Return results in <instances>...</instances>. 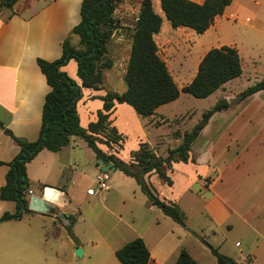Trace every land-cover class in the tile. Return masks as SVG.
Here are the masks:
<instances>
[{"label": "crops", "instance_id": "crops-1", "mask_svg": "<svg viewBox=\"0 0 264 264\" xmlns=\"http://www.w3.org/2000/svg\"><path fill=\"white\" fill-rule=\"evenodd\" d=\"M152 1L155 11L163 17L161 31L155 37L158 44V36L164 34L172 25L168 23L170 21L165 20L166 15L162 9L161 0ZM193 1L202 3L204 0ZM82 2L83 0H19L12 9L0 8V122L18 137L35 141L40 135L46 95L52 88L46 74L38 64V59L43 58L49 61L59 59L63 54L64 40L69 35L74 45L79 44L80 37L77 34H71V32L82 19ZM248 5L250 8L253 5L258 11H251L253 18L248 17L251 20L248 22L246 18V21L255 31L263 32L264 0H248V2L233 0L226 11L233 8L231 14L237 15L241 8L246 10ZM224 15L225 12L219 17ZM129 57L130 51L127 56L128 60ZM116 68L117 61L115 59L114 66L104 74L102 88L93 89L82 86V79L78 75V62L75 59H71L68 64L61 67V70L65 71L82 88V96L77 102L82 127L87 128L91 122L98 120V112L104 108L102 97L110 90L118 91L114 88V81H109L111 71ZM117 72L120 70L118 69ZM124 81L123 78L122 83H117V85L122 86ZM231 82L232 80L227 82L220 90L226 88L227 91H230L229 84ZM237 98L238 96L233 98L235 102L229 101L231 105L228 109L216 112L201 133L211 126L216 115L223 116V122L217 131L221 136L225 134L226 137H230V142L240 149L241 153L238 152V155L246 168L245 176L249 175L248 185L243 188L231 186V176L236 175V171L231 165L215 163L214 157L209 159L206 165L207 169L202 171L198 168L200 162L197 153L195 154L196 162L192 160L187 163L175 162L173 167L168 169V173L170 175L176 168L191 166L193 169L191 171L194 172L193 178L197 177L205 190L201 196L205 203L204 209L211 221L210 227L214 228V226L229 223L233 213H236L238 218L244 220L262 235L260 223L250 215V209L256 204L260 193L264 194V90H260L240 102L236 101ZM162 106L157 109L154 115L142 117L128 103L116 102L110 119L118 131L126 136V141L134 139L137 146L125 151L124 146L127 144L125 141L123 148H113L114 152L110 151L112 148L105 143H99V147L107 154L114 153L124 161H130L131 151L137 149L141 143L148 142L152 145L148 138V131L152 128L155 129L156 126L165 125L164 120L174 117L161 112ZM159 120H162L161 124L156 125L155 123ZM165 135L167 134H158L155 138L156 143L152 146L161 142ZM178 139L181 140V138ZM214 148L215 144L214 147L212 146V149ZM90 150L93 149L85 139L73 136L70 143L61 150L53 152L43 149L28 163V177L33 190L30 197L33 195L42 196L47 186L58 188V197L53 196L49 199L56 211L55 213L35 210L26 212L24 214L31 216L27 223L24 222V215L21 219L0 221V264H13L12 257L26 252L29 246V227L33 226V222L37 224V220L52 218L54 227H57L55 220L59 219L61 222L63 219L64 222V218L59 216L61 212H64L69 218L70 225L76 223L77 219L70 210V205L77 195L94 188L92 184L96 182L97 175L103 170L98 163L96 153L94 150ZM122 150L126 152V156L121 154ZM19 151L18 143L0 126V189L6 183L8 163L15 158ZM156 175L158 174L151 173L148 179L152 182ZM174 185V180L172 185L167 184L169 189L164 192L162 198L178 203L176 198H172ZM137 186L139 185L137 184ZM77 209L79 208L74 210ZM242 209L245 211L243 212ZM16 211L15 201L0 198V217L5 212L15 213ZM78 212L81 213V211ZM237 243L239 244V242ZM182 245L180 243L158 253L150 250L149 264H174L180 250L186 248ZM81 247L84 251L83 256H85L86 248L82 245ZM109 248L114 254L118 249ZM186 249L200 264L199 255H195L188 248ZM243 262L246 263V260ZM17 263L20 264V262Z\"/></svg>", "mask_w": 264, "mask_h": 264}, {"label": "rangeland", "instance_id": "rangeland-1", "mask_svg": "<svg viewBox=\"0 0 264 264\" xmlns=\"http://www.w3.org/2000/svg\"><path fill=\"white\" fill-rule=\"evenodd\" d=\"M140 5L141 0H123L116 8L120 28L113 34L111 55L117 61V68L111 71L109 81H114V88L118 91L126 89L125 81L122 86L117 83H122L127 68L131 41L129 36L138 17ZM248 8H241L237 15L231 14L233 8L225 10V15L216 18L213 26L203 34L187 27H170L158 36L159 52L180 88L193 79L202 57L212 47L224 44L236 46L243 65L242 75L229 84L230 91L220 88L206 98L181 92L177 100L162 106L161 112L174 117L172 120H164L165 125L148 131L152 145L156 143L158 134H167L161 142L151 145L159 155L167 156L168 150L181 142L175 135L176 131L183 133L191 129L201 119L203 112L219 99H232L235 102V97L245 88L264 78V31H255L246 21L248 17L253 18L251 11H258L253 5L251 8L248 5ZM165 20H168L167 17ZM118 69L120 72H117ZM222 118V115H216L211 126L195 141L193 157L195 158L196 153L199 155L198 168L202 171L207 169V162L213 157L215 163L231 165L236 175L231 176L230 185L243 188L249 183V175L245 176L246 168L238 155L240 149L230 142V137L225 134L221 136L217 131L223 122ZM161 122L159 120L155 124L159 125ZM126 143L125 151L137 146L134 139H129ZM214 144L215 148L212 149ZM110 151L114 152L113 149ZM125 151H121L124 156ZM191 170V166L176 168L170 174L175 181L172 198H176L181 208L183 207L187 226L180 225L152 205L133 178L120 170L112 169L111 186L108 190L96 194L85 191L73 200L69 208L77 219L74 225H70L66 219L64 222L63 219L61 222L56 219L57 227H54L52 218L37 220V224L33 222V226L29 227V246L25 253L12 257L13 264H121L109 247L119 248L139 236L145 239L149 249L155 253L181 243L182 247L199 255L200 264H218L206 242L240 262L246 260L251 264H264L263 192L250 209V215L260 223L262 235L238 218L236 213H233L229 223L212 228L201 196L205 192L204 187L197 177L193 178L194 172ZM151 183L161 198L169 189L158 175ZM96 186L97 183L94 182L92 187ZM76 208L79 209L74 210ZM29 219L31 216L24 214V222H29ZM252 222L255 223L253 220ZM81 245L86 248L85 256H78L75 252L76 247Z\"/></svg>", "mask_w": 264, "mask_h": 264}, {"label": "trees", "instance_id": "trees-1", "mask_svg": "<svg viewBox=\"0 0 264 264\" xmlns=\"http://www.w3.org/2000/svg\"><path fill=\"white\" fill-rule=\"evenodd\" d=\"M18 1L0 0V8L12 9ZM122 1L83 0L82 19L71 32L80 37L79 44L74 45L69 35L64 40L63 54L59 59H38V64L46 74L52 89L46 95L42 128L37 140L30 141L18 137L0 122L5 132L20 146L18 154L8 163L6 183L0 189V198L15 201L17 211L5 212L0 221L21 219L24 213L33 211L29 208V189L32 184L28 177V163L43 149L57 152L68 145L73 136H80L94 150L98 160L111 162L116 170L134 178L152 205L160 208L166 216L180 225L187 226L186 214L181 206L177 202L161 198L147 177L156 173L164 182L172 185L173 180L168 169H171L175 162H196L192 157V146L211 117L216 112L230 107L231 103L227 99H219L205 110L201 119L191 129L183 133L176 131L175 135L181 138V142L170 148L165 157L159 155L148 142H143L131 151V160L124 161L114 153L104 152L99 143L119 149L123 148L126 141V136L118 131L110 119L116 102L128 103L137 114L149 117L154 115L160 106L177 100L181 92L197 98H206L227 82L242 75V58L236 46L224 44L212 47L202 57L193 79L180 88L166 60L161 56L155 38L161 31L163 17L155 11L152 0H141L139 14L129 36L130 57L124 74L126 89L122 92L108 91L102 97L104 108L98 112V120L84 128L80 125L77 109L82 88L62 71L61 67L75 59L78 62V75L82 79V86L102 88L105 72L115 64V58L111 55V44L113 34L120 28V21L115 12ZM232 2L233 0H204L202 3L193 0H161L162 9L172 27L191 28L198 34L205 33ZM260 90H264V78L245 88L236 101L240 102ZM206 243L218 264H251L240 262L211 243ZM115 255L122 264H149L151 259L150 249L142 237L125 243L116 250ZM174 264L198 262L186 248H182Z\"/></svg>", "mask_w": 264, "mask_h": 264}, {"label": "water", "instance_id": "water-1", "mask_svg": "<svg viewBox=\"0 0 264 264\" xmlns=\"http://www.w3.org/2000/svg\"><path fill=\"white\" fill-rule=\"evenodd\" d=\"M229 101H232L230 99ZM99 165L104 171H110L116 169L111 162L105 163L103 160L98 161ZM59 189L51 186H47L44 189V193L42 196L33 195L30 197L29 208L35 211H40L44 213H55L56 208L54 205L49 201L54 194H58ZM61 218L66 219L69 222V218L66 214H59ZM75 252L78 256H82L84 251L81 247H77Z\"/></svg>", "mask_w": 264, "mask_h": 264}, {"label": "built area", "instance_id": "built-area-1", "mask_svg": "<svg viewBox=\"0 0 264 264\" xmlns=\"http://www.w3.org/2000/svg\"><path fill=\"white\" fill-rule=\"evenodd\" d=\"M250 20H251L250 18H247L248 22ZM96 183H97L96 188L90 189L88 193L94 194L99 191L108 190L111 186L110 185V172L104 171V170L100 171V173L96 177ZM29 194L30 195L33 194V190L31 188L29 189Z\"/></svg>", "mask_w": 264, "mask_h": 264}, {"label": "bare ground", "instance_id": "bare-ground-1", "mask_svg": "<svg viewBox=\"0 0 264 264\" xmlns=\"http://www.w3.org/2000/svg\"><path fill=\"white\" fill-rule=\"evenodd\" d=\"M53 196H54L55 198L58 197L57 194H54ZM53 196H52V198H53Z\"/></svg>", "mask_w": 264, "mask_h": 264}]
</instances>
